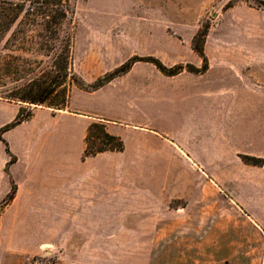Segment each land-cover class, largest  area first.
<instances>
[{"label":"crops","instance_id":"1","mask_svg":"<svg viewBox=\"0 0 264 264\" xmlns=\"http://www.w3.org/2000/svg\"><path fill=\"white\" fill-rule=\"evenodd\" d=\"M226 90L219 98L244 100L234 87ZM24 106L0 99V128ZM29 106L32 118L3 135L11 153L0 140V206L16 187L0 211V264L37 257L47 245L48 221L127 224L141 210L139 198L151 211L149 264H264V165L243 160L260 153L237 115L230 121L225 111L196 109L176 130L137 115ZM93 122L122 138L125 150L83 161ZM177 199L186 205L171 207Z\"/></svg>","mask_w":264,"mask_h":264},{"label":"rangeland","instance_id":"2","mask_svg":"<svg viewBox=\"0 0 264 264\" xmlns=\"http://www.w3.org/2000/svg\"><path fill=\"white\" fill-rule=\"evenodd\" d=\"M75 9L72 64L85 83L115 72L135 56L141 60L95 91L73 87L63 111L121 119L137 115L176 130L193 110L225 111L227 119L237 115L244 133L257 138L253 147L260 154L245 157L264 159V0H76ZM201 30H207L205 39L198 38L205 41L207 63L193 49ZM149 59L159 61L166 73ZM180 66L183 70L169 75ZM233 87L242 102L229 95L219 98V90ZM27 129L26 123L20 132ZM18 132L11 136L19 140ZM138 203L137 218L127 224L46 222L47 245L21 264H149L151 211L144 198ZM186 203L177 199L170 206L180 209Z\"/></svg>","mask_w":264,"mask_h":264},{"label":"trees","instance_id":"3","mask_svg":"<svg viewBox=\"0 0 264 264\" xmlns=\"http://www.w3.org/2000/svg\"><path fill=\"white\" fill-rule=\"evenodd\" d=\"M76 0H0V99L19 104L46 106L63 111L71 101L73 87L84 91H95L111 82L116 76L124 75L141 59L137 56L121 67L92 84H87L73 69L72 22ZM207 30L196 36L193 49L207 63L204 53ZM149 59L147 61H151ZM165 72L164 66L154 59ZM157 62V63H156ZM207 66H205V70ZM183 70L179 67L169 75ZM33 109H20L10 123L0 128V140L10 152L3 135L17 125L31 119ZM124 140L107 132L103 123L93 122L88 128L83 161L106 152L122 153ZM243 157L247 164L264 165V159ZM13 162V160H11ZM13 185L0 211L14 199Z\"/></svg>","mask_w":264,"mask_h":264},{"label":"built area","instance_id":"4","mask_svg":"<svg viewBox=\"0 0 264 264\" xmlns=\"http://www.w3.org/2000/svg\"><path fill=\"white\" fill-rule=\"evenodd\" d=\"M32 264H44V262H34Z\"/></svg>","mask_w":264,"mask_h":264}]
</instances>
